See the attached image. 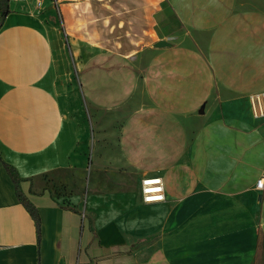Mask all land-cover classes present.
Listing matches in <instances>:
<instances>
[{
    "label": "crops",
    "instance_id": "obj_1",
    "mask_svg": "<svg viewBox=\"0 0 264 264\" xmlns=\"http://www.w3.org/2000/svg\"><path fill=\"white\" fill-rule=\"evenodd\" d=\"M7 2L0 264H264V0Z\"/></svg>",
    "mask_w": 264,
    "mask_h": 264
},
{
    "label": "trees",
    "instance_id": "obj_2",
    "mask_svg": "<svg viewBox=\"0 0 264 264\" xmlns=\"http://www.w3.org/2000/svg\"><path fill=\"white\" fill-rule=\"evenodd\" d=\"M0 8H1V22H0V26L1 23L4 19V17L9 13V7H8V2L7 0H0ZM0 161L1 157H0ZM4 167L6 168L7 173L9 174V176L11 177L14 185H15V190H16V195L17 198L19 200V202L25 207V209L28 211V213L31 215V217L34 219L36 226H37V232H38V239L40 242L41 239V221H40V217L38 214V211L36 209V207L28 200V198L25 196V194L23 193L22 189H21V182L23 181V178L19 175L17 169L10 165L7 164L5 162H3Z\"/></svg>",
    "mask_w": 264,
    "mask_h": 264
},
{
    "label": "rangeland",
    "instance_id": "obj_3",
    "mask_svg": "<svg viewBox=\"0 0 264 264\" xmlns=\"http://www.w3.org/2000/svg\"><path fill=\"white\" fill-rule=\"evenodd\" d=\"M249 99V102H250V107H251V111H252V115L254 117L255 120H257L258 122H260V124L264 123V115L260 114V110H263L264 111V95L258 97V98H255L254 100L251 99V97L248 98ZM255 108H257V112L259 115H255ZM94 117L97 119V120H103V121H106L107 124H104L102 125V128L101 130H103L104 132H108V136L107 135H102V136H107V140L108 141H103V143L105 142V145H108L110 143V141H113L112 144H113V148L115 149V138H113L112 134H109L111 133V131H117L118 129V124L117 123H114V121H112V119L114 120H117L115 118V116H113L112 114L110 113H96L94 112ZM111 121L114 123L113 126H111ZM104 145V144H103ZM134 182L135 184L137 183V177L135 176V179H134ZM135 188H136V185H135ZM59 191V192H58ZM57 191V193L59 195H63L61 193L62 191V188H59Z\"/></svg>",
    "mask_w": 264,
    "mask_h": 264
},
{
    "label": "built area",
    "instance_id": "obj_4",
    "mask_svg": "<svg viewBox=\"0 0 264 264\" xmlns=\"http://www.w3.org/2000/svg\"><path fill=\"white\" fill-rule=\"evenodd\" d=\"M16 1V0H11ZM264 95V93L250 96L252 100ZM260 114L264 115V111L260 110ZM255 115H259L257 108H255ZM257 188L264 190V178H261L257 182ZM142 193L145 203H158L165 200L164 195V183L162 178H148L142 181Z\"/></svg>",
    "mask_w": 264,
    "mask_h": 264
},
{
    "label": "water",
    "instance_id": "obj_5",
    "mask_svg": "<svg viewBox=\"0 0 264 264\" xmlns=\"http://www.w3.org/2000/svg\"><path fill=\"white\" fill-rule=\"evenodd\" d=\"M166 45H168V43L165 42V41H160V42H158V43L155 44L156 47H164Z\"/></svg>",
    "mask_w": 264,
    "mask_h": 264
}]
</instances>
